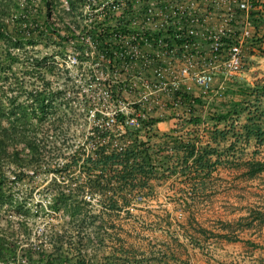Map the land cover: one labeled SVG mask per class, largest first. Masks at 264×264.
Returning <instances> with one entry per match:
<instances>
[{"label": "trees", "instance_id": "1", "mask_svg": "<svg viewBox=\"0 0 264 264\" xmlns=\"http://www.w3.org/2000/svg\"><path fill=\"white\" fill-rule=\"evenodd\" d=\"M66 2L68 8L57 9L60 12L56 11L57 17L52 18L51 6L54 14L59 0H0V210L8 208L14 213L26 214L25 197L11 196L12 184L28 181L37 172L50 173L47 180L51 186L49 206L65 211L69 225L53 230L46 246L27 244L22 248L24 264H134V252L121 243L103 254L101 260L89 254L81 246L85 244L83 239L88 242L91 237L79 234L80 224L87 219L93 235L98 240L102 239L98 236V229L108 220L110 210L126 207L137 193L149 191L153 185L151 179L157 173L178 171L188 175L189 180L194 176L204 178L216 164H233V159H239L233 149L238 141L247 143L253 140L254 143L250 157L244 161V174L253 176L263 170L264 159L255 155L260 150L264 151V82L239 86L240 98L232 106L211 111L208 118L215 122L210 130L214 146L208 142L198 145L191 162L180 167L176 159H184L190 151L180 157L174 156L172 164L165 163L170 154L163 155L162 152L167 147L192 149L194 141L169 133L157 134L152 124L160 118L155 117L141 119L142 130L124 125L120 133L93 120L85 138L87 145L76 146L63 153L52 138L49 139L52 149H46L36 127L49 119L52 113L50 124L54 132L62 125L68 112L60 102L62 89H51L47 74L56 76L55 70H60L64 80L69 78L61 58L68 44L76 52L79 63L85 59L98 62L102 51L103 36L96 23L98 10L90 12L94 22L91 21L88 27L84 26L83 19L89 16L81 12L85 3L91 9L89 11L96 9L99 0ZM83 34H87L94 44L91 53L81 38ZM50 41L60 57L59 63L53 59L54 53L46 52L39 57L35 51L27 53L24 48L26 45L33 48L37 43L48 45ZM258 51L264 55V48ZM25 80H29L28 83ZM193 100L199 102L196 96ZM241 113L244 114L243 121ZM184 120L195 122L196 117L190 113ZM218 122L224 125L219 128L216 126ZM228 135L233 138L219 146L220 142L228 139ZM154 136L158 140L152 141ZM236 151L242 153V146ZM209 154H214V158L210 160ZM28 168L31 173L26 171ZM188 183L194 185L192 181ZM84 191L88 192L87 198ZM91 195L96 196L97 210L92 209ZM71 229L74 234H70ZM198 229L202 231L200 226ZM0 233L10 235L12 231L0 228ZM215 235L238 239L226 232ZM189 237L194 239L195 236L189 234ZM262 248L264 250V246ZM1 260L0 256V264H5Z\"/></svg>", "mask_w": 264, "mask_h": 264}, {"label": "rangeland", "instance_id": "2", "mask_svg": "<svg viewBox=\"0 0 264 264\" xmlns=\"http://www.w3.org/2000/svg\"><path fill=\"white\" fill-rule=\"evenodd\" d=\"M60 8H64L61 0L54 14L51 6L52 18L57 17L56 11L60 12L57 10ZM88 9L87 3L83 4L82 14L89 16L90 12L96 11ZM24 48L27 53L35 51L39 57L46 52L54 53L53 59L60 62L52 41L48 45L37 43L33 48L28 45ZM242 53L243 70L250 65L264 66V55L254 46L251 48L250 43L243 45ZM73 55L74 50L68 44L61 58L69 78L64 80L60 70H55L56 76L47 74L49 87L63 91L60 102L68 111L64 122L52 132L51 113L49 119L36 127L46 149H52L49 139L53 138L54 144L63 153L70 152L76 146L87 145L85 138L89 126L93 120L103 122L105 112L112 107L109 101L103 100L102 88L97 82L101 73L95 64L89 59L73 63L70 61ZM20 72L17 71L18 74ZM28 81L25 80L26 83ZM225 93L224 90L216 99L222 110L228 102L232 106L233 98L226 97ZM207 106L214 107L215 104L208 103ZM192 107V114L199 112L201 103H194ZM93 110L96 113L92 114ZM167 112H163L160 118H165ZM184 121L180 120L182 123ZM183 124H178V127ZM109 128L117 130L115 125ZM232 138L228 135L222 144ZM151 140L156 141L158 138L154 136ZM244 144L243 141L235 144V155L240 157L233 159V164L227 163L230 168H224L225 164H222L204 178H199L194 185L188 183L190 180L187 178L177 179L174 172L157 173L151 179L153 185L149 191L137 193L133 202L126 207L110 210L108 220L98 229V236L102 239L98 240L93 235L85 219L79 226V234L90 236L91 240L87 242L83 239L85 244L81 248L101 260L103 254L121 243L134 252V264H264V169L253 176L244 174V161L250 157L252 149L248 147L239 154L236 150L241 146L246 147ZM255 156L264 159V151L260 150ZM26 171L31 173L30 168ZM49 174L37 172L28 181H16L10 188L11 196L25 197L28 211L23 214L14 213L8 208L0 210V228L12 231L10 235L0 233V256L5 264H24L25 253L22 248L27 244L33 247L38 244L46 246L53 230L69 225V216L65 211L49 206ZM165 175L170 176L169 180L161 182V176ZM87 195L88 192L84 191L85 198ZM89 199L92 209L97 210L96 196L91 195ZM199 226L202 231L198 229ZM69 232L74 234L75 231L71 229ZM222 232L238 239L215 235ZM189 234L195 236L194 239Z\"/></svg>", "mask_w": 264, "mask_h": 264}, {"label": "built area", "instance_id": "3", "mask_svg": "<svg viewBox=\"0 0 264 264\" xmlns=\"http://www.w3.org/2000/svg\"><path fill=\"white\" fill-rule=\"evenodd\" d=\"M61 1L67 9L66 0ZM260 3L99 0L96 23L103 36L102 51L93 63L101 73L97 82L103 100L112 105L100 124L108 129L115 125L120 133L124 125L142 130L141 119L160 118L166 110L165 117L192 113L196 96L192 86L213 96L225 80L242 70V47L254 28L250 11ZM91 21L90 16L84 18V26ZM81 38L91 53V38L87 34ZM215 75L220 81L213 88Z\"/></svg>", "mask_w": 264, "mask_h": 264}, {"label": "crops", "instance_id": "4", "mask_svg": "<svg viewBox=\"0 0 264 264\" xmlns=\"http://www.w3.org/2000/svg\"><path fill=\"white\" fill-rule=\"evenodd\" d=\"M252 18V20H251ZM251 22L254 23V28L252 30L251 33V37L247 38L244 46H246L247 43H250V47L253 48V46L258 50L259 48H264V0H261L260 3V7L259 8H254L253 10H251V17H250ZM251 71H253V73H251ZM220 81V76L219 75H215L212 81V87L216 88L218 83ZM255 82H264V66L262 65H250L249 67H247L246 69H242L239 72H237L236 74H234L230 79L225 80L222 83V86L220 88H218V93L213 95V96H207V95H202L199 93V91L197 90V88L195 86H192L193 88V92L196 95V98L199 100V102L201 103V107H200V111L199 112H195L193 115L194 117H196V121L192 122V121H184L183 123L180 122V120L185 119L186 117H182V118H175V117H165V118H160L159 120L155 121L152 124V128L154 131L157 132V134H162V133H169L172 135H178V137L180 139L186 140H193L194 144H193V148L189 149V148H179L177 150H173L170 148H166L165 151L162 152V154H170L171 157H169L170 159H166L165 163H169L172 164V159L175 158L174 156H182L183 154H187L188 151H190V153H188L187 156H185L184 159H176L178 160V167L183 166L184 163H190L191 162V157L193 156V154L196 153L197 147L200 144H204L205 142H208V144L210 146H214L215 142L212 141L210 139V130L212 129L213 124L215 123L214 121L210 120L208 118V115L211 113V111L214 110H219V108H221L219 102H217V96H219L224 90L226 91L225 95L226 97H230L233 98L232 100V104L240 98V94L238 93V87L239 86H243V85H252ZM227 92H231V94L227 93ZM235 95L236 98L234 97ZM215 98L213 101L212 99ZM224 99V98H223ZM229 101V99L227 100ZM215 104L214 107L211 106H207V104ZM207 106V108L209 109L208 111H206L207 108H205ZM224 106L230 107L231 103H227ZM224 108V109H225ZM223 109V110H224ZM222 110V109H220ZM240 119L241 121H243L244 119V114L241 113L240 115ZM183 124L182 126L180 125L178 127V124ZM224 125L223 122H218L216 123V126L221 128ZM188 131V132H186ZM191 131V132H189ZM225 144V143H224ZM243 145V144H242ZM244 145H246V147H244L243 149H248V147L253 148L254 143L253 140H249L247 143H245ZM219 146H222V143H219ZM210 156V160L214 158V154H209ZM162 160H165L162 158ZM225 166L224 168H230L227 167V163H224ZM220 166H222V164H216L215 168L210 171L213 172L216 169H218ZM176 173V178L177 179H184L187 178L188 179V175L186 176L185 173H179L178 171L174 172ZM190 173L193 174V170L190 171ZM161 182H165L167 180H169L170 176H161ZM190 181H192V183H196L197 181H199V177L198 176H194ZM189 181V182H190Z\"/></svg>", "mask_w": 264, "mask_h": 264}]
</instances>
